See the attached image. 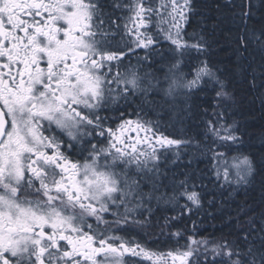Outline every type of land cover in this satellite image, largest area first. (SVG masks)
I'll return each instance as SVG.
<instances>
[{"label": "snow or ice", "instance_id": "1", "mask_svg": "<svg viewBox=\"0 0 264 264\" xmlns=\"http://www.w3.org/2000/svg\"><path fill=\"white\" fill-rule=\"evenodd\" d=\"M213 11L227 62L196 0H0V264H264V211L194 237L264 175L235 111L238 84L264 107V0ZM209 110L203 137L161 131ZM153 228L175 245L135 238Z\"/></svg>", "mask_w": 264, "mask_h": 264}, {"label": "trees", "instance_id": "2", "mask_svg": "<svg viewBox=\"0 0 264 264\" xmlns=\"http://www.w3.org/2000/svg\"><path fill=\"white\" fill-rule=\"evenodd\" d=\"M215 0H196L197 9L199 12L203 13V16H197L193 23H203L208 30V36L210 40L219 41V45L213 51H219L220 55L215 57L217 59H222L227 62L228 52L227 48L229 47L230 37L226 32L221 30H216L213 33V25L215 23V13L213 11V5ZM143 55L142 51L140 53ZM137 57L132 55L130 58H126L125 64H136ZM236 92L238 98H240V104L238 105L236 111V119L242 125L240 131L244 136V145L242 151L246 153H251L257 157V161L260 159V147L262 138H264V107L260 105L257 101L255 103L251 102V95L246 94L245 89L242 85L236 86ZM212 117V112L209 110L208 113H201L199 118H194L188 120L183 127L176 125L172 127L166 118H161L160 126L161 131L165 135L171 137H180L183 135L192 136L197 132L203 137L204 124L203 121L207 118ZM148 119H156V114L150 113L147 117ZM238 153L233 152L232 155H237ZM201 163L199 167L201 169H207L210 165L206 158L201 157ZM238 206L244 207L246 209H255L256 215L259 216L261 211H264V175H258L254 183L247 189H241L233 194V196L225 201V206L217 212V216L220 217L223 214V220L221 219H207L203 223L200 222L199 217H192L196 220L197 227L199 231L194 233L196 240H207L209 243L219 242L221 240H232L234 237L229 235L230 231H234V228H229L227 225L229 221L233 224L235 223V218L237 216ZM169 215H176L175 212L168 213ZM176 228H173L172 231L179 230L184 234V239L180 240L182 245L187 239V233L191 232L193 225L187 217H183L176 222ZM156 231L160 232V229H149L147 230L148 237H155ZM160 237L170 238L168 235H159ZM169 244L166 245L168 247ZM164 247L163 244H161Z\"/></svg>", "mask_w": 264, "mask_h": 264}, {"label": "flooded vegetation", "instance_id": "3", "mask_svg": "<svg viewBox=\"0 0 264 264\" xmlns=\"http://www.w3.org/2000/svg\"><path fill=\"white\" fill-rule=\"evenodd\" d=\"M154 229H159V228H154ZM156 236L155 237H148L146 236L143 232L139 231V234L135 237L136 239L140 240L142 243L147 244L150 247H156L159 246L161 248H168L172 247L175 245L176 241L174 238H166V237H160V232L156 231ZM159 237V239H157ZM161 244L164 245V247L161 246ZM168 247H166V245ZM128 259H134V258H128Z\"/></svg>", "mask_w": 264, "mask_h": 264}]
</instances>
